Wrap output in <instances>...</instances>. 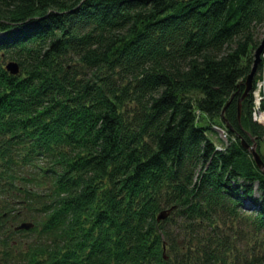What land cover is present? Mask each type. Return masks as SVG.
Segmentation results:
<instances>
[{
  "label": "trees",
  "instance_id": "trees-1",
  "mask_svg": "<svg viewBox=\"0 0 264 264\" xmlns=\"http://www.w3.org/2000/svg\"><path fill=\"white\" fill-rule=\"evenodd\" d=\"M263 29L264 0H0V264H264Z\"/></svg>",
  "mask_w": 264,
  "mask_h": 264
},
{
  "label": "rangeland",
  "instance_id": "rangeland-1",
  "mask_svg": "<svg viewBox=\"0 0 264 264\" xmlns=\"http://www.w3.org/2000/svg\"><path fill=\"white\" fill-rule=\"evenodd\" d=\"M263 33H264V29H263ZM257 83L258 82H256V84ZM255 96L256 95L254 93L253 94V98H255ZM261 97H262V99L264 101V96L261 95ZM257 100L258 99L255 98L254 104H256V105H257ZM259 107H260V105H259ZM261 151L263 152V155H264V148H261ZM218 217L220 218V216H218ZM178 219L181 220L180 218H178ZM244 219H246V220H249L250 219L251 220L249 214H244L243 213V214H240L239 215V217L236 219V222L233 221V223H232L233 226L235 227V229L237 230V231H234L232 233V237L235 238V243H236L237 249H239V250H237L236 253H234V251H232V252H230V254H227V257H228L229 261H231L233 257H238V258L241 257V258H244L247 255V252L246 251L242 252L241 250H243V249H249L250 250L252 248H255L256 247V243H258V242L255 241V237L252 234V232H251L252 230H251V228L249 226V223H251V221L250 220H249L250 222L249 221H246V220L244 221ZM240 222L241 223H245L246 224V227L245 226H242ZM183 225H185V223L183 221L175 220V223H167L166 224V228L169 229V230H171V232H175V233L177 232V233H179L180 234L179 238L182 239L183 238V234H182V230L181 229L184 227ZM222 227H224V226H222ZM241 230H244L245 233H247V232L249 233L246 236L245 239L243 237H241V239H240L239 236H238L239 233L241 234ZM217 232H218V230L216 231L212 227H208V228L205 229V234H211V237L214 235V233L217 234ZM225 232L231 234V232L227 231L226 229H225ZM239 239H240L241 242L239 241ZM185 243L187 244V240L185 241ZM192 246H194V244ZM167 253H169V251H167Z\"/></svg>",
  "mask_w": 264,
  "mask_h": 264
},
{
  "label": "water",
  "instance_id": "water-1",
  "mask_svg": "<svg viewBox=\"0 0 264 264\" xmlns=\"http://www.w3.org/2000/svg\"><path fill=\"white\" fill-rule=\"evenodd\" d=\"M263 56H264V39L262 40V42L259 45V47L255 50L254 62H253V66H252L251 72L247 76V78H246V80L244 82V91H243L240 99L238 100V105H237L238 119L240 118L241 104L250 95V93H251V91L253 89V84H252L253 78H254V75L256 73L257 67H258V65H259V63L261 61V58ZM5 70L10 75H13V76L18 75V73H19L18 66L14 62L6 63ZM241 146L243 147V149L249 151V153L251 154V156H252L256 166L258 167V169H261L263 171V173H264V163L261 160L260 156L255 152V150L252 147L248 146L244 141H241ZM169 214H170V211L161 212L157 216V221L165 220L169 216ZM31 228H32L31 224H22L16 230H29Z\"/></svg>",
  "mask_w": 264,
  "mask_h": 264
},
{
  "label": "built area",
  "instance_id": "built-area-1",
  "mask_svg": "<svg viewBox=\"0 0 264 264\" xmlns=\"http://www.w3.org/2000/svg\"><path fill=\"white\" fill-rule=\"evenodd\" d=\"M260 83H262V85ZM263 90H264V82L260 81L259 83H257L256 90L254 92L256 95L255 98H257L258 100H257V105L255 104V107L252 113L253 121L261 125H264V108L261 109V102L263 101L261 95H262Z\"/></svg>",
  "mask_w": 264,
  "mask_h": 264
},
{
  "label": "bare ground",
  "instance_id": "bare-ground-1",
  "mask_svg": "<svg viewBox=\"0 0 264 264\" xmlns=\"http://www.w3.org/2000/svg\"><path fill=\"white\" fill-rule=\"evenodd\" d=\"M254 76H255V75H254ZM263 78H264V76H262L261 79L258 80L257 82L259 83ZM253 79H254V78H253ZM252 84H253V82H252ZM260 84L262 85V83H260Z\"/></svg>",
  "mask_w": 264,
  "mask_h": 264
}]
</instances>
